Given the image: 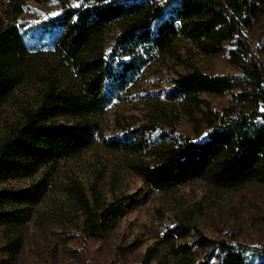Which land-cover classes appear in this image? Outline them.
<instances>
[{
    "label": "trees",
    "instance_id": "obj_1",
    "mask_svg": "<svg viewBox=\"0 0 264 264\" xmlns=\"http://www.w3.org/2000/svg\"><path fill=\"white\" fill-rule=\"evenodd\" d=\"M26 1L9 0L16 16ZM262 1L60 0L58 15L29 28L0 21V101L35 63L36 45L49 46L56 71L66 76L62 81L42 73L35 105L25 108L0 140V180L39 176L27 187L0 190V224L9 253L16 255L21 248V230L31 217L24 210L48 193L50 170L93 143L100 117L137 67L146 63L143 53L147 59L153 53H175L179 39L206 55L228 51L239 72L209 74L191 68L172 80L170 95L182 101L194 135L171 128L161 130L156 139L135 143L125 133V138L107 142L109 148L132 155V170L161 192L197 179L225 189L264 184V66L245 35ZM170 8L171 17L160 21ZM114 25L120 32L108 49L106 33ZM37 33L40 38L50 36L48 44H36ZM226 93L231 94L230 102L218 111L203 98ZM156 129L142 124L133 130ZM71 191L78 209L73 211L88 236L102 237L125 212L123 200L107 201L93 187L90 195L76 185ZM180 228L173 229L180 237L191 229L189 223ZM173 230L165 235L167 253L147 255L146 264H264V245L228 243L200 234L194 244L207 252L198 258L193 246L176 243Z\"/></svg>",
    "mask_w": 264,
    "mask_h": 264
},
{
    "label": "rangeland",
    "instance_id": "obj_2",
    "mask_svg": "<svg viewBox=\"0 0 264 264\" xmlns=\"http://www.w3.org/2000/svg\"><path fill=\"white\" fill-rule=\"evenodd\" d=\"M78 1L65 0L67 4ZM61 8L60 0H27L23 12L16 16L9 0H0V21L29 28L55 17ZM171 12V8L167 9L160 21L170 18ZM119 32L117 25L109 29L107 48ZM245 35L254 44L264 66V0ZM35 36L36 44L51 39L40 38L38 33ZM175 46V53H153L149 59L143 53L146 63L137 67L118 98L100 117L93 143L80 154L60 160L50 170L48 193L38 204L24 210H29L31 217L21 230L22 243L16 255L9 253L5 230L0 224V264H146L147 255L167 253L165 235L170 229H181L185 223L191 227L185 231V237L174 230L172 233L178 245L193 246L198 258L207 252L194 244L200 234L228 243L264 245V184L251 182L225 189L197 179L161 192L146 185L132 170V155L112 150L107 144L116 136L125 138V133L129 142L148 141L158 138L161 130L169 132L171 128L176 133L194 135L185 106L170 95L172 80L191 68L209 74L239 72L230 62L228 51L206 55L181 39ZM34 51L39 55L23 81L0 101V140L22 111L35 105L42 88V73L66 79L64 71H56L57 64L48 45H36ZM203 98L218 111L229 104L231 94H203ZM142 124H154L157 129L134 132ZM38 177L0 180V190L27 187ZM73 185L84 188L88 195L93 187L107 201L123 200L124 214L102 237L81 232L78 215L73 211L78 210L72 196Z\"/></svg>",
    "mask_w": 264,
    "mask_h": 264
}]
</instances>
